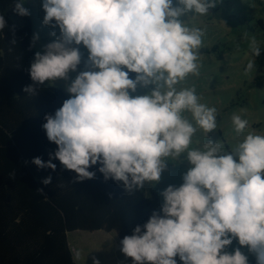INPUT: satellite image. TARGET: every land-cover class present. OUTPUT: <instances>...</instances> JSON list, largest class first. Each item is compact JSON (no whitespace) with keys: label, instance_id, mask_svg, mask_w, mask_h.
<instances>
[{"label":"clouds","instance_id":"clouds-1","mask_svg":"<svg viewBox=\"0 0 264 264\" xmlns=\"http://www.w3.org/2000/svg\"><path fill=\"white\" fill-rule=\"evenodd\" d=\"M222 2L41 0L50 39L35 51L23 91L36 96L45 82L64 81L70 95L41 125L55 150L31 163L55 171L58 160L78 181L99 172L131 194L158 184L167 161L186 154L182 183L161 190L160 208L120 240L132 264H251L249 254L264 264V130L234 113L240 138L230 150L211 139L192 147L197 133L218 128L217 108L181 86L200 74L206 31L186 20ZM27 3L13 0V12L31 16ZM6 26L0 13V36ZM39 40L33 32L29 48ZM251 52L246 72L262 52L255 39ZM41 182L51 184V174Z\"/></svg>","mask_w":264,"mask_h":264},{"label":"trees","instance_id":"trees-1","mask_svg":"<svg viewBox=\"0 0 264 264\" xmlns=\"http://www.w3.org/2000/svg\"><path fill=\"white\" fill-rule=\"evenodd\" d=\"M12 8L13 0H0V13L7 20L0 36V264H78L71 233L115 232L120 241L162 201L155 185L147 182L129 194L99 172L94 179L78 181L58 160L55 171L31 163L36 156L48 160L55 150L41 125L45 114H54L69 94L48 82L38 86L36 96L23 91L32 83L27 69L36 51L29 48L33 24L31 16H18ZM49 174L51 184H42ZM250 261L255 264L254 258Z\"/></svg>","mask_w":264,"mask_h":264},{"label":"rangeland","instance_id":"rangeland-1","mask_svg":"<svg viewBox=\"0 0 264 264\" xmlns=\"http://www.w3.org/2000/svg\"><path fill=\"white\" fill-rule=\"evenodd\" d=\"M25 6L31 9L33 32L40 33L36 44V50H40L50 39L49 29L41 24L44 15L41 0H28ZM210 11L208 16H191L186 20L190 26H202L206 31L200 49V74L190 76L181 86L194 87L201 102L217 108L218 128L207 137L197 133L192 147L211 139L222 142L225 149L230 150L240 138L231 121L234 113L247 119L252 129L264 130V77L259 79L264 75V62L257 64V70L245 71L248 61L253 58V39L262 49L255 59L264 60V0H223ZM260 19L263 22L259 23ZM71 75L74 78L75 73ZM56 84L66 90L64 81ZM145 91L139 89L141 94ZM185 156L167 161L162 179L155 185L161 201V190L169 184L178 186L182 183V173L189 166ZM98 233L74 232L69 235L74 254L81 253V258L76 259L78 264H93L94 257L99 258L101 264H124L116 237ZM249 256L250 260L254 258Z\"/></svg>","mask_w":264,"mask_h":264},{"label":"crops","instance_id":"crops-1","mask_svg":"<svg viewBox=\"0 0 264 264\" xmlns=\"http://www.w3.org/2000/svg\"><path fill=\"white\" fill-rule=\"evenodd\" d=\"M76 232H81V233H89V234H94V233H98V232H102L103 234H113L115 237H116V239L118 240V245H119V248H120V241H119V238H118V236H117V234L115 233V232H105V231H94V232H82V231H76ZM98 234H100V233H98ZM110 235V236H111ZM70 244H71V248H72V242H71V240H70ZM72 250H73V248H72ZM120 250V249H119ZM73 253H74V251H73ZM75 255V254H74ZM121 256H122V258L125 260V262H124V264H132L131 262H130V260L121 252ZM77 261V260H76ZM78 263V262H77Z\"/></svg>","mask_w":264,"mask_h":264}]
</instances>
